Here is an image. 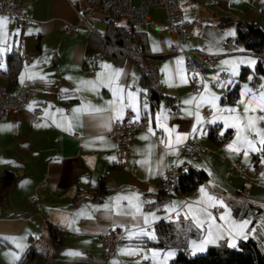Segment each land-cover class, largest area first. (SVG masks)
Instances as JSON below:
<instances>
[{
  "label": "crops",
  "instance_id": "1",
  "mask_svg": "<svg viewBox=\"0 0 264 264\" xmlns=\"http://www.w3.org/2000/svg\"><path fill=\"white\" fill-rule=\"evenodd\" d=\"M7 1L21 3L31 22L23 31L14 18L0 16V68L5 69L6 56L18 51L21 65L11 90L25 85L38 94L26 109L12 111L0 122V177L4 169L17 175L0 204V264H17L27 248L39 253L29 264H170L179 241L189 255L204 253L211 245L237 247L247 239L264 251V156L258 154L264 140L258 124L264 120L258 116L254 125V109L248 107L256 101L264 109V87L240 97L238 82L233 87L238 98L231 102L226 93L233 88L224 93L212 86L224 68L240 78L248 73L249 82L256 73L264 75L249 53L216 61L224 56V39L236 37V25L219 27L218 18L253 22L264 31V0H179L185 21L183 47L219 55L214 66L202 70L204 88L198 96L192 94L183 57L174 54L175 38L164 29L162 10L150 9L146 22L133 27L124 19L101 20L105 28L96 26L98 33L108 26L115 31L123 27L133 36L126 47L141 51L138 57H154L150 63L159 70L164 97L153 111L131 51L117 61L90 42L86 28L78 27L75 35L63 32L64 23L75 21L76 11L87 9L84 0ZM96 54L99 62L88 60ZM33 106L43 108L41 121H33ZM206 106L213 110L207 118L201 112ZM128 111L147 131L130 136V156L124 164L114 154L110 131L113 121ZM254 126L258 143L247 135ZM210 129L219 139L228 129L233 135L218 143L210 138ZM188 137L209 152L181 156L179 163L201 168L208 178L188 195L163 192L161 179L177 146ZM188 158L196 160L190 163ZM230 160L242 162V170H230ZM100 180L111 190L95 197ZM43 181L46 186L39 187ZM31 197L40 210L30 204ZM215 205L223 206L218 217L206 210ZM179 210L187 219L184 223L169 218ZM112 225L126 228L125 242L116 255L104 259L103 236ZM147 238L167 239L170 245H149L143 241Z\"/></svg>",
  "mask_w": 264,
  "mask_h": 264
},
{
  "label": "built area",
  "instance_id": "2",
  "mask_svg": "<svg viewBox=\"0 0 264 264\" xmlns=\"http://www.w3.org/2000/svg\"><path fill=\"white\" fill-rule=\"evenodd\" d=\"M87 9L83 12L76 11V19L73 22L64 23L62 30L66 34L75 35L78 27H84L89 33L98 35L96 26L98 21L107 19H124L130 25L138 26L146 22L150 9L157 8L164 13V29L173 35L175 38L174 54L183 57L185 66L190 74L192 94L194 96L200 95L204 88L202 77V70L214 66V60L219 55H213L201 50L185 49L183 43L186 40L184 31L185 21L183 16L182 6L179 0H84ZM195 5L198 2H194ZM0 16H9L14 18L21 30H26L31 22L30 16L27 14L24 6L16 1L0 0ZM232 53H249L257 60V67L259 71L264 70V45L258 49H242L239 48L234 37H227L224 39V54ZM89 61L99 62L101 56L99 54L93 55L88 59ZM230 78L226 70H220L216 75L217 82H225ZM8 73L6 70L0 69V122L7 119L12 111L24 110L28 107L33 97L38 93L37 91L28 88L25 85H20L16 91L8 88L4 81H7ZM261 77L254 74L249 82L251 91H257ZM202 115L207 118L213 110L206 106L202 110ZM44 110L40 106H33L31 110L32 119L34 122L41 121L44 116ZM264 123V122H263ZM137 131H147L146 124L136 119L134 113L128 111L121 119H115L110 131L116 147L114 154L124 164L127 163L130 156V136ZM154 137L158 133H154ZM254 138V135L252 136ZM209 152V149L201 144L198 140L188 137L183 143L176 148L174 160L168 165L166 174L161 179V188L167 193H178L184 195L182 190L181 179L184 173L188 171V167L179 163L181 156L186 157H203ZM264 156V151L262 152ZM229 168L233 171H241V165L235 161H229ZM264 171V168H263ZM46 186V182H41L39 187ZM188 199L184 200L187 203ZM30 204L40 210L37 206L35 197H31ZM206 210L218 217L223 211L222 205H215L206 207ZM2 209L0 207V216ZM169 218L176 223H184L187 221L182 212L176 211L169 214ZM126 228L121 225H112L105 232L103 236V256L108 259L116 255L117 249L125 242ZM188 255V254H187Z\"/></svg>",
  "mask_w": 264,
  "mask_h": 264
},
{
  "label": "trees",
  "instance_id": "3",
  "mask_svg": "<svg viewBox=\"0 0 264 264\" xmlns=\"http://www.w3.org/2000/svg\"><path fill=\"white\" fill-rule=\"evenodd\" d=\"M261 12L264 14V5L261 8ZM110 20L113 22L115 19H109V21ZM231 24L236 25L235 39L240 47L245 49H258L264 45V31L255 23L241 20L236 21L230 16H220L217 20V25L222 28ZM89 36L92 44L98 48H102L106 54L114 60L119 61L120 56L128 55V51L132 52L130 56L134 59L140 71L139 82L144 88L149 103V109L150 111H153L158 108L160 99L164 97L158 84L159 70L156 64L150 63L154 57L145 54L138 57L137 55L138 53H141V51L136 50L133 47H126L128 41L133 38L131 31H128L123 27L122 31H115L108 26L103 33H98V35L90 33ZM142 49L144 50V48ZM20 60L21 55L18 51L12 52L5 58L6 67L4 70L8 73L7 86L10 90L16 83L17 74L21 65ZM226 94L228 101H235L238 98L237 87L233 88ZM211 129L208 132L209 136L212 140L218 143L224 139H230L233 135L232 130L228 129L219 139V137L216 136L217 134ZM263 151L264 145L262 148V152ZM16 178L17 175L13 171L9 169L3 170L0 177V204L6 199L9 188L15 182ZM207 178L208 175L204 170L189 166L188 171L184 173L181 179L183 192L192 190L197 184L203 182ZM110 190V188L106 187L105 181L100 180L93 196L99 197ZM143 241L149 245L159 247L170 245L166 242L167 239L165 240L163 238H147ZM176 247L178 248L177 254L170 264H264V254L257 248L252 239L240 241L237 247H229L224 244L211 245L204 253L195 255H187L185 243L181 241L176 244ZM38 255L39 253L34 249L27 248L17 264H29Z\"/></svg>",
  "mask_w": 264,
  "mask_h": 264
},
{
  "label": "rangeland",
  "instance_id": "4",
  "mask_svg": "<svg viewBox=\"0 0 264 264\" xmlns=\"http://www.w3.org/2000/svg\"><path fill=\"white\" fill-rule=\"evenodd\" d=\"M105 28V22H103V21H99L98 22V25H97V29L98 30H103ZM137 29H140L139 27H137ZM185 35H186V33H185ZM222 54L224 55V56H222V57H220V58H216V61H219L220 59H224V58H228V57H230V56H232L231 54L229 55V54H224V51L222 52ZM226 71H227V69L226 68H224ZM228 73H229V75H230V79L227 81V82H225V83H222V82H213V84H212V86H213V88H217L218 90L220 89V90H223L224 91V93H226L227 91V87H230V88H233L238 82L241 84V87L238 89V91H239V96L240 97H244V96H253L255 93H256V91H251L250 90V88H249V86H248V73L247 74H245L244 75V77H242V78H240V76L239 75H236L235 73H233V72H231V70L230 71H227ZM257 75H259L260 77H261V79H262V81L259 83V88H258V92L259 91H261L262 90V85H263V80H264V75L263 74H260V73H256ZM253 77V76H252ZM226 91V92H225ZM219 99H221V96H220V98ZM239 100H240V98H239ZM238 100V101H239ZM260 101H262L261 103L263 104L264 103V98L262 99V100H260ZM260 104H258L256 101L255 102H253V103H249V105H248V107H253V109H254V113H252V116H251V119H252V121H254V125H257L258 123H256V121H257V117L258 116H260V117H264V109H259V107H257V106H259ZM256 108V109H255ZM264 120V119H263ZM259 122H261V125L260 124H258L259 125V127H261L262 126V129H264V125L262 124V120H260ZM264 122V121H263ZM256 126H254V128L253 129H247V135H248V137H249V139H250V135H254L255 136V138L256 139H252V141L253 142H260L259 141V139L257 140V136H258V132H257V129L255 128ZM241 133H239L238 135H240ZM263 145H264V143H260V148L258 149V154L262 157L263 155H262V148H263ZM226 157H227V160H228V156L227 155H225ZM252 156L250 155V159H251V161H254L253 160V158H251ZM181 158H184V156H182ZM189 159V161H190V163H193L195 160H196V158H188ZM242 163V162H241ZM240 163V164H241ZM254 163V162H253ZM199 168V167H198ZM199 169H201V168H199ZM188 192H190V191H186V194L188 195ZM187 195L183 198L184 200L187 198ZM222 203L224 204V205H226V202H224V201H222ZM264 250V249H263ZM205 252V251H204ZM203 252H199V253H196V254H202ZM263 254H264V251L262 252Z\"/></svg>",
  "mask_w": 264,
  "mask_h": 264
},
{
  "label": "snow or ice",
  "instance_id": "5",
  "mask_svg": "<svg viewBox=\"0 0 264 264\" xmlns=\"http://www.w3.org/2000/svg\"><path fill=\"white\" fill-rule=\"evenodd\" d=\"M4 23V20L3 19H0V24ZM264 87V86H262ZM261 119H264V117H261ZM261 143H264V140L261 141ZM249 144H251V141H249ZM231 147V146H229ZM201 191H203V189H201ZM247 224V222H245V224L243 225H240L241 228H243L245 225Z\"/></svg>",
  "mask_w": 264,
  "mask_h": 264
}]
</instances>
